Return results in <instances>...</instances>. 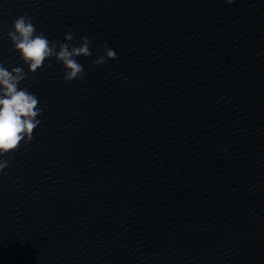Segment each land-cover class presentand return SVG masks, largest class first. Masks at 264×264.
I'll return each mask as SVG.
<instances>
[{"label":"water","instance_id":"obj_1","mask_svg":"<svg viewBox=\"0 0 264 264\" xmlns=\"http://www.w3.org/2000/svg\"><path fill=\"white\" fill-rule=\"evenodd\" d=\"M25 14L95 53L21 84L44 111L0 172V264H264V0H0L27 71Z\"/></svg>","mask_w":264,"mask_h":264},{"label":"clouds","instance_id":"obj_2","mask_svg":"<svg viewBox=\"0 0 264 264\" xmlns=\"http://www.w3.org/2000/svg\"><path fill=\"white\" fill-rule=\"evenodd\" d=\"M234 2L227 0L229 4ZM2 36L0 33V38ZM6 37L27 71L23 66H12L0 60V172L8 166L5 157L21 144H29L34 129L41 124L39 117L44 110L39 106V98L28 87H21L22 82L34 76L46 62L51 65L52 60L66 68L69 79L87 75L89 68L81 56L95 53L96 39L93 34L85 33L78 41L77 32L68 29L62 42L50 40L37 30L32 18L26 14L12 21ZM109 59H118V54L105 42L104 53L96 58V63L103 65Z\"/></svg>","mask_w":264,"mask_h":264}]
</instances>
